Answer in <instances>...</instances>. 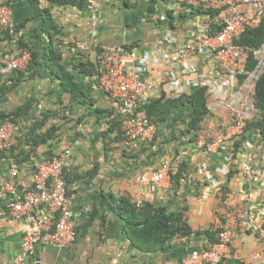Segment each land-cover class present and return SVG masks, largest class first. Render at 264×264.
Here are the masks:
<instances>
[{"label": "crops", "instance_id": "1", "mask_svg": "<svg viewBox=\"0 0 264 264\" xmlns=\"http://www.w3.org/2000/svg\"><path fill=\"white\" fill-rule=\"evenodd\" d=\"M8 1L19 32L8 38L0 31V114L14 116L19 108L27 110L13 121L17 129L11 147L0 151V176L15 180L21 193L30 191L35 165L71 150L65 176L77 239L66 249L38 246L28 264H181L191 251L208 244L205 230L218 227L236 229L238 234L233 243L236 257L222 264H264V257L253 258L263 250L257 232L264 221L263 139L258 133H246L237 141L242 142L235 147L234 156L231 150L206 154L202 143L210 142L219 119L211 113L200 123L199 131L189 130L187 98L219 80L216 61L194 54L178 62L171 59L176 48L195 41L208 24L211 13L205 8L190 18V7L202 2L88 0L82 8L43 1L40 7L50 9L61 31L52 29L49 35L41 27L46 23L37 14L35 3ZM20 39L37 53L36 62L22 70L18 84L3 93L20 76L8 67L10 58L22 53ZM103 45L136 47L139 76L160 78V85L147 94L144 107L160 98L169 105L181 99L158 125L161 151L157 146L153 152H143L141 142L128 146L118 136V129L110 130L114 122L111 101L99 86L95 70V50ZM46 49L61 56L69 79L50 68ZM44 119V126L37 128ZM57 125L62 128L56 138L34 143L38 134ZM164 160L189 165L181 185L175 188L166 181L162 187L144 186L140 195L138 175L155 172ZM203 162L209 163L213 180H207L200 170ZM13 164L18 166L17 174L11 171ZM123 198L133 204L141 200L142 206L152 202L169 211H183L193 233L174 237L164 250L146 251L131 235L127 214L120 207ZM7 201L0 181V264H11L21 254L23 236L32 230L31 219L13 217ZM245 212L250 219L241 218ZM34 213L44 214L43 206Z\"/></svg>", "mask_w": 264, "mask_h": 264}, {"label": "built area", "instance_id": "2", "mask_svg": "<svg viewBox=\"0 0 264 264\" xmlns=\"http://www.w3.org/2000/svg\"><path fill=\"white\" fill-rule=\"evenodd\" d=\"M187 0H181L184 5ZM205 9L217 14L209 15L206 27L199 30L195 41H190L183 48H176L172 61L178 62L189 54L210 56L216 61L219 80L211 82L208 88V108L217 116L219 122L210 142H203L206 154L236 151L237 141L244 136L247 124L257 114V85L264 75V42L253 50L254 67L251 69V53L245 46L236 42L249 27H254L264 15V0H199ZM99 6L96 4V7ZM200 19H198V22ZM219 30L213 32L214 28ZM0 31L16 34L11 4L0 5ZM87 45V43L85 44ZM30 54L10 58L11 70H25L30 62ZM138 50L126 45H103L95 50L96 79L99 86L111 101L110 119L120 123V128L127 140L132 142H151L157 134V125L151 123L144 100L161 81L142 79L137 65ZM220 77L223 78L220 81ZM17 124L0 118V150L11 147ZM259 134V133H258ZM260 137H262L259 134ZM264 147V142L260 143ZM71 150H64L56 157L38 162L33 169V189L21 193L13 179L0 176L1 186L7 194V207L17 219L29 217L32 230L22 240V251L11 264H28L30 254L38 246L49 245L60 249L69 248L77 239L76 224L70 206L69 189L65 180V171L69 165ZM173 162L164 160L155 172H141L136 183L144 186L162 187L171 181ZM209 163L203 162L200 170L207 180H213ZM17 174L18 166H11ZM136 207L142 201L135 202ZM43 206L44 214H35L34 210ZM241 218H249V213H242ZM263 250L253 255L254 259L264 257V221L257 227ZM238 237L236 229L225 228L219 235V241L207 248L191 251L181 264H221L236 257L233 243ZM35 264H47L36 261Z\"/></svg>", "mask_w": 264, "mask_h": 264}, {"label": "trees", "instance_id": "3", "mask_svg": "<svg viewBox=\"0 0 264 264\" xmlns=\"http://www.w3.org/2000/svg\"><path fill=\"white\" fill-rule=\"evenodd\" d=\"M32 3H35V6L37 7V14L42 16L43 21L46 24H43L41 27L44 32L49 33V35H52L51 30L53 29H59L56 20L48 8H41L40 4L43 3V1H46L51 4H57V5H71V6H79V7H86L88 4V0H30ZM188 2L184 3L185 5ZM1 4H10V2L7 0L5 3ZM205 6L200 3V6L198 7H190L192 9V13H190V18L193 15H196L198 13H202V9H204ZM207 10V9H205ZM207 13H211L212 15L217 14V12L212 11L211 9L207 11ZM189 18V16H186ZM186 18V19H187ZM185 19V20H186ZM219 28H214L213 32L219 30ZM19 28L16 25V34L19 32ZM59 32L60 29L58 30ZM5 35L8 38H13L14 34H10L8 32H4ZM51 41L53 42V37H51ZM237 43L245 46L251 53V59H250V66L249 68L254 67V58L253 56V50L255 48L260 47L264 42V15L262 16L261 20L256 24L254 27H249L246 29V31L241 35L240 38L236 40ZM19 44L22 48L21 55L25 53H29L31 60L29 62V65H33L36 62L37 53L34 52V50L29 46V44L23 40L20 39ZM128 46V45H126ZM48 50V51H47ZM46 61L49 64L50 68H54L57 70L58 73L63 72L64 78L69 79V74L65 71L64 66L61 63V56L53 49H46L45 51ZM33 62V63H32ZM28 67L26 69H28ZM96 70V68H95ZM19 72L20 75L19 78L14 79L13 83L6 89H3L2 92L10 91L15 85L18 84L19 79L23 77L22 70H15ZM59 75V74H58ZM208 88L202 87L198 88L193 94L189 95L187 98L188 104L191 109V116L190 119H188V125L189 130L193 131H199L201 128H199L200 123L207 117L209 114H211L209 108H208ZM181 99L170 101V105L168 102H163V99H158L153 101L152 103L145 106L148 117L151 123H154L157 125L160 123H164L172 111V106L178 102H180ZM255 106L257 108L258 114L257 116L250 120L247 124V128L245 131L246 133H259L262 136L263 142H264V75L261 77V79L258 82L257 85V94H256V103ZM27 108H19L16 110L13 115L14 116H8V115H1L0 118L3 120H10L14 121L15 117L21 115L22 113L26 112ZM45 120L39 122L37 124V128H42L45 124ZM62 125L53 126L52 128L48 129L45 133L38 134L36 138H34V143L36 145L46 142L50 139L56 138L58 135V132L61 130ZM118 129V136L121 140L126 141V144L128 146L131 145V142L127 140L126 136L123 134L120 128L119 122H111L110 130ZM160 131V130H159ZM158 138H160V135L157 134L153 138L151 142H141L143 145V152H146L147 150H150L151 152L154 151V147H159V151H161ZM245 139V138H244ZM241 140L237 143V147L241 144ZM1 151V150H0ZM189 165L186 162H181L177 166L174 164L172 170H171V181L175 188L179 187L181 185V179L186 177V173L188 172ZM66 180V176H65ZM67 183V181H66ZM68 186V184H67ZM121 210L127 214V219L129 220L128 226L130 230L132 231V237L135 238L140 246L145 249L146 251H153L155 249L161 248L166 249L170 245V241L174 237L179 236H188L193 233V230L185 217V213L183 211L181 212H173L169 211V209L166 206H157L153 204L152 202H146L141 208H137L135 204L131 202L128 198H123L120 204ZM222 227H218L215 229V231L212 230H205L204 234L207 235L208 238V244L205 246L206 248L209 245H213L219 241V235L223 231ZM228 262V261H225ZM224 263V262H223ZM222 264V263H221Z\"/></svg>", "mask_w": 264, "mask_h": 264}]
</instances>
